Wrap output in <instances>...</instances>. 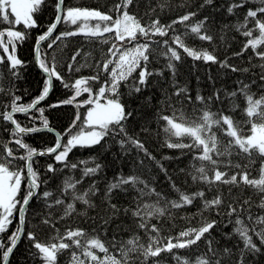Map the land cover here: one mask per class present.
<instances>
[{"label":"trees","instance_id":"obj_1","mask_svg":"<svg viewBox=\"0 0 264 264\" xmlns=\"http://www.w3.org/2000/svg\"><path fill=\"white\" fill-rule=\"evenodd\" d=\"M119 2L120 0H63L62 7L64 12L67 7L91 8L116 19L120 13L111 11V9ZM238 2L239 0H212V3L208 5L204 3V0H134L129 5L128 13L145 27L154 20H159L161 25L167 26L183 15L190 12L196 13L190 20L175 24L172 29L168 30V35L150 37L152 43L148 69L153 73L162 72L163 75L149 77L147 87L136 93L132 91V87L138 79L139 69H137L127 82L121 83L119 88L120 102L125 106L126 112L132 113L131 117L124 122L126 132L143 144L147 152L151 154V158L129 145L121 149L118 143L123 138L121 135L105 137L100 144L92 147L73 148L67 157V163L76 164V168L64 167L62 163H57L54 155L51 154L35 156L32 167L39 177L38 194L48 191L52 193V196L45 201L42 195H39V198H33L29 202L24 213L23 233L9 256L8 264H44L41 256L37 254L38 250L35 249L34 243L58 244L61 242L60 238L64 237L69 230L84 231L86 235L81 238L82 244L87 239L98 238L108 248L109 255L121 260L120 244L134 236L139 237L140 245L147 248L151 244L154 249L157 244L153 242L152 237L156 238L158 246L163 247L169 238L176 243V238L179 237L182 229H198L212 221L216 222L214 227L205 233L196 244L187 248H174L171 253L162 252L159 257H149L147 260L144 259L142 253L138 252L133 254L135 264H157V262L158 264H183L185 260L188 264H196L197 257L206 253L211 255L208 253V241L212 242L211 246L217 251L221 264H239L244 244L234 231L237 227L236 219L239 217L246 226L252 227L257 218L264 217V208L260 207L261 202L264 201V193L259 192L252 185L241 182V176L247 173L249 180H259L262 175L261 164L264 157L256 152L249 156L233 147L229 150L230 155H213V159L218 162V170L227 173L225 178L230 179L233 175L237 177L236 184H208L199 179L193 180V175H198L196 170L202 164L210 178L216 169L207 161L202 162L194 158L200 154L197 149L168 147L170 143L191 144L192 140L189 137L171 136L165 131L167 122L162 119L164 116H169L182 122L180 116L183 114V122L192 124L194 121L198 122V117L205 110L213 113L219 111L223 115L232 117L242 135L251 130V124L247 122L248 117L244 112L247 107L246 97L239 92V89L243 84H248L250 85L248 94L254 99L264 96V80H261V76H264V59L256 54L264 52V44L258 45L255 50L250 46L244 50L248 40L259 38L260 33L255 28L254 21L250 20L242 28L239 25L244 23L248 9H255L260 5L259 0H246L244 7L234 9L231 14L228 13V7ZM57 3L58 0H45L39 10L33 14L37 27L29 29L25 28L23 23L16 25L0 20V31L4 32L5 28H14L26 34L25 40L15 42L18 58L23 62L15 70L17 75H13L9 70L10 62L3 49L0 48L4 58L3 62H0V89H2L0 91V114L11 110L9 106L16 96L20 97L17 103L26 106L41 94L45 76L34 59V51L37 38L46 32L56 19ZM201 5L204 6L201 7ZM205 17L208 19L201 33L211 36L210 41L201 40L190 32V27L204 20ZM12 20L13 17L9 15V21ZM83 22L94 28L99 23L101 31L106 24L110 26L109 22L96 19L80 20L76 25L61 21L53 34L40 45L42 58L51 62L52 57L55 56L56 70L69 84L78 78L96 75L97 63L110 58L107 53L108 48L112 43H119L115 41L113 33H105L102 37H89L84 32L73 31ZM248 29H252L251 37L243 35ZM68 32L77 34L63 36L60 40H56L57 36ZM172 36H180L189 49L214 55L217 62L194 59L183 49L178 48L181 59L173 61L176 67V75L173 77L166 68L168 59L163 54L166 51L163 41L168 40L171 44ZM6 37L5 35L3 40ZM53 40H56V43L49 49L48 44ZM104 40L108 43H103ZM144 42H146L145 38L138 34V40L127 45ZM77 52L80 55L76 56L73 61L72 57ZM225 61L230 67L221 66ZM69 64H73L71 72L68 70ZM81 65L88 66L80 67ZM76 68H79V71H75ZM231 68L239 70L232 71ZM243 69H248V71H243ZM100 77L99 81H89L88 86L92 88L93 94L98 91L99 86L107 78V74L101 72ZM173 81L177 87L187 88L186 95L192 98L191 101L183 95L179 98L173 95L176 91ZM231 92H236L237 95L231 97L228 95ZM72 95V90L64 88L59 81L54 79L51 91L39 106L28 113L13 115L14 120L23 128H42L43 119H47L49 127L55 130L54 132L42 130L37 133L22 134L19 137L22 143L36 149L37 152H42L56 144L55 133H60L65 142L69 138L65 130L72 124L77 113L80 115V120L72 129V133L80 131L87 111L91 107L90 104L83 103L89 94L82 93L71 105L61 103ZM197 95L204 97L205 102L197 101L195 99ZM216 95H219V100L215 99ZM208 97H213V99L208 101ZM52 105L59 106L51 107ZM39 109H43L42 115ZM252 122L259 124L264 123V120L253 118ZM13 128L11 122L3 120L0 116V155L5 152L4 146L6 145L13 149L15 157L24 156L25 150L14 142L17 137L12 135ZM212 131L216 135L219 151L223 152L228 147L230 138L221 128L214 127ZM82 161L86 163H81ZM49 164L53 165L56 171H47ZM96 164L101 165L100 170L94 175L81 179L83 170L95 167ZM17 169H25V179L17 194V200L22 201L27 191L24 160L14 159L12 161L10 170ZM129 176L139 177L141 181L147 183L149 188H154L168 201H179L181 193L191 197L195 193L203 192L204 196H196L191 204H185L179 208L169 207L163 216L149 218V226L155 225L158 232H146L137 227L139 221L131 214L138 203L156 202L155 196H139L138 189L143 188L144 184L138 183L135 187L131 184L124 185L122 189H114L111 195H107L109 184L116 182L120 177ZM66 180L80 181L76 184L74 192L72 189L64 191ZM90 188H94V191L89 192L87 197L89 204L74 201L73 194H83ZM218 195L222 203L219 206L205 209L204 202ZM56 199L63 200V204H55ZM245 201L248 203L245 204ZM46 203L51 204L52 207H46ZM68 204H74V211L65 215ZM109 204H115L119 211L113 213ZM229 205L237 208L238 213L232 216L227 215L230 210ZM159 206L165 207L164 200H161ZM241 206L245 209L244 211H240ZM18 209L19 205L13 214L12 224L8 226V230L0 234V242L4 244V250L10 246L9 237L20 225ZM125 209L129 211L125 213ZM249 216L252 217L251 220ZM46 218L50 221L47 225L42 223ZM256 228L259 230L260 226L257 225ZM29 232L33 233L35 241L29 240ZM253 239L259 244L255 236ZM63 242L71 245L70 240L64 239ZM226 248L230 250L228 254L224 253ZM81 251L75 246L64 249L57 253L55 264H69L73 252L81 254ZM93 251L96 255L104 254L98 249H93ZM176 257H179V260ZM0 264H3L2 259H0ZM244 264H264V248L255 254L245 251Z\"/></svg>","mask_w":264,"mask_h":264},{"label":"snow or ice","instance_id":"obj_2","mask_svg":"<svg viewBox=\"0 0 264 264\" xmlns=\"http://www.w3.org/2000/svg\"><path fill=\"white\" fill-rule=\"evenodd\" d=\"M45 2V0H0V20L7 21L9 23H14L19 25L23 23L25 28L37 27L36 20L34 19L33 14L36 13L40 6ZM134 0H120L111 11L120 13L113 19L111 15L102 13L99 10H89V9H79V8H69L66 10V13L62 9L63 0H58L57 3V16L55 22H53L44 32L37 38L36 48H35V59L38 64V67L42 70V73L45 76L44 86L42 88L41 94L28 105L18 104L20 97L16 96L13 98L10 104V111L5 114H0L3 120L11 122L15 127L12 129V135L17 137L15 139V144L20 148L24 149L26 154L24 156L15 157L13 155V149L8 148L6 145L5 152L0 155V234L5 233L8 230V226L12 224V217L14 212L17 210V205H19V218L21 227H17L16 231L12 233L9 237L10 246L4 250V244L0 242V252H2L3 264H8L9 256L13 252L17 241L20 239L21 233L23 231L22 224L24 221V213L27 210L29 202L33 198H39V195L47 201V198L52 196L51 192L44 191L42 194H38V189L40 188V182L38 174L33 170L32 163L33 158L37 155H49L53 154L54 159L57 163H62L64 167L76 168V164L69 165L67 163V157L73 148L79 147H92L94 145L100 144L105 137L110 135H121L123 138L118 141L121 149H125L126 145L131 146L136 149L138 152H143L146 156L151 158V154L147 152L143 144L129 136L126 132L124 122L131 117V112L125 111V106L120 102L119 88L121 83L127 82L129 77L132 76L134 72L139 69L138 79L132 87V91L139 93L148 85V78L153 75H163L160 73H153L148 69L149 55L151 53V36L159 35L166 36L168 35V30L172 29L173 26L177 23H184L190 20L196 15L194 12H190L186 15L179 17L177 20H174L170 25H161L159 20H154L152 23L145 27L140 25V23L135 19L134 16L130 15L127 11L129 5H131ZM246 0H239L238 3H233L228 7V13H233L234 9H238L245 6ZM205 4L210 5L212 0H204ZM259 5L255 9H248L244 17V23L239 25V27H245L248 22L254 21L255 28L259 31V38L249 39L245 45L244 50L249 46L255 50L258 45L264 44V0H259ZM204 5H201L203 7ZM10 9V12H9ZM9 15L13 17L12 21H9ZM96 19L102 22H109V25H105L101 31V26L99 23L96 24L95 30H89L84 32L86 36L89 37H102L105 33H113L115 41L119 43H112L111 47L108 48L107 53L110 58L105 59L102 62L97 63V74L91 77H81L76 79L73 83L69 84L64 80L60 73L56 70V58L52 57L51 62L46 61L41 56L40 43L47 40L53 33L57 24L61 21L70 22L73 25H76L80 20H90ZM208 18L205 17L204 20L199 21L195 25L190 27V32L195 34L201 40H211L212 37L202 34L201 29ZM80 31H84V27L81 26ZM77 33L68 32L62 33L61 36H57L56 40H60L63 36L76 35ZM139 36L145 38L146 42L136 43L134 47L127 48L126 45L133 41L138 40ZM7 36V43L4 42L3 37ZM243 35L251 37L252 29H248L243 33ZM26 39V34L21 31L8 30L6 33L0 31V48L4 52H8V46H12V54L7 56V60L10 62V71L13 75L18 73L15 71L18 66H21L23 62L15 56V42L23 41ZM56 40H53L52 43L48 44V48L51 49L53 44L56 43ZM103 43H108L107 40H104ZM166 46V51L163 53L168 62L166 68L171 72L172 76L176 75V67L173 61H179L181 59L180 53L177 50L183 49L185 53L189 56H192L194 59H203L205 62H217L216 57L207 52H198L192 49H189L185 46L183 40L180 36H172L171 44L168 40L163 41ZM175 45V47L173 46ZM258 56L264 59V52H257ZM80 55L79 52L72 57V60L75 61L76 56ZM239 55V54H238ZM4 58L0 57V62H3ZM110 65H114L110 68ZM88 65H81L80 67H86ZM222 67H230L227 65L226 61L222 63ZM68 70L71 72L73 70V64L68 65ZM232 71H238L239 69L231 68ZM75 71H79V68H76ZM243 71H248V69H243ZM106 73L107 78L99 86L98 91L93 94V90L88 86L89 81H99L100 73ZM59 81L62 86L66 89L73 91V95L61 101L62 104L71 105L76 101V98L81 96L82 93H88L89 99L83 101L84 104L94 105L89 108L84 123L88 126L89 130H81L72 133V129L77 126V121L80 120V115L77 113L72 124L66 129V134L68 139L66 143H62L63 137L60 133H55L56 135V144L53 147L47 148L45 151L37 152L36 149L31 148L29 145L22 143L21 137L25 133H37L42 130H47L48 132H54L55 130L49 127L47 119H43L42 128L32 127V128H23L21 127L13 118L15 113H28L31 109L37 107L40 101H43L51 91L53 87V81ZM261 80H264V76H261ZM254 83V82H253ZM173 86L176 87V91L173 93L177 98L180 96H185L187 100L191 101V97L187 96L186 87H177L175 81H173ZM250 85L243 84L239 89V92L246 97L247 107L244 109L246 116L248 117V123L251 124V135L243 136L240 132L239 127L233 122L231 116L223 115L219 111L213 113L210 111H203L202 114L198 117V122H193L191 125L186 126L183 122V114L180 116L182 122L177 123L173 117L164 116L163 120L167 122V127L165 131L171 136L175 137H189L192 140L191 144H168L170 148H194L199 151V155L194 157L200 161H207L214 169V175L210 178L206 172L205 167L202 166L196 171L198 175H193V180H201L208 184L222 183V184H236L237 177L235 175L231 176L230 179L225 178L227 173L221 172L218 170V162L213 159V155L223 156L230 155V149L233 147L238 148L240 152L246 153L249 156L253 152H256L261 157H264V123H254L253 118H259L264 120V96H261L259 99H254L252 95L248 94V89ZM2 91V89H0ZM229 96L235 97L236 92L228 93ZM105 100V103L101 104V99ZM150 99V98H149ZM201 103L205 102V98L197 95L195 98ZM213 97H208L207 100L211 101ZM215 99L219 100V95L215 96ZM59 105H52L51 107H58ZM41 115L43 114V109H39ZM226 126V128L224 127ZM214 127L221 128L226 136L230 138L228 147L225 148L223 152L218 149V142L216 139L215 133L212 131ZM14 159H21L25 161L26 168V177H27V191L23 200H17V194L21 189L22 181L25 179V169H17L15 171L10 170V166ZM154 159V158H153ZM81 163H86L82 161ZM162 167V166H161ZM239 167V165H237ZM101 168V165L96 164L95 167L85 168L83 170V177L96 174ZM47 171L54 172L56 169L53 168V165L49 164L47 166ZM262 175L259 180H249L247 173L241 176V182L245 184L252 185L259 192L264 193V169L261 170ZM170 179V178H169ZM46 183V181L44 182ZM80 181L69 182L66 180L64 182V191L67 192L69 189H72L73 192L76 188V184ZM144 184L143 188L138 189L140 197L155 196L156 202L152 204L148 203H138L134 211H132V216L138 219L137 227L144 229L146 232H158V229L155 225L149 226L148 220L154 216H163L169 207L179 208L185 204H191L192 200L196 197H203V192L195 193L193 196H188L183 193L180 194L179 201L165 200L161 193L156 192L154 188H149L147 183L141 181L137 176H129L127 178L120 177L116 182L108 185L107 195H111L114 189H122L124 185L131 184L135 187L137 184ZM175 188V185H172ZM94 188H90L88 192H85L80 195L73 194L74 201H82L84 204H89L87 199L89 192H93ZM177 191H179L177 189ZM161 200H164L165 207H160ZM55 204H63V200L56 199ZM222 203L221 197L218 195L212 200H206L204 202V208L209 209L214 206H219ZM248 201H245L247 204ZM46 207L51 208V204L45 205ZM91 206V205H90ZM109 207L112 209L113 213H117L119 209L115 204H109ZM261 208H264V201L260 204ZM229 212L227 215L232 216L237 214L238 210L235 207L229 205ZM243 206L240 207V211H244ZM74 211V204H68L65 209V215L71 214ZM125 213L129 209L124 210ZM251 220L252 217L249 216ZM43 224H49V219H44ZM215 221L206 223L204 226L198 229H189L188 231L181 232L179 237L176 238L177 242L173 243L172 238H169L166 245L163 247L158 246V241L155 237H152L154 243L157 246L153 249L150 244L147 248L139 244V237L134 236L133 238L127 240L120 244V254L122 259L118 260L114 256L108 254V248L105 247L98 238H91L81 243V238L86 234L83 230H69L65 233L64 237H61L60 243H52L49 245H43L39 242L34 243L35 249L38 250V255L44 261V264H55L57 253L68 249L71 246L81 249V255L78 256L75 252L72 255L73 264H85V260L88 261V264H135L133 254L142 253L145 260L149 257H159L162 252L171 253L174 248H187L191 245H194L204 236L205 233H208L215 225ZM107 224V221H105ZM235 224L237 227L234 231L239 235L240 239L243 241L244 249L241 250L239 264H244L245 251L249 253H259L261 248H264V217H259L255 220V223L252 227H248L244 224V221L239 217L236 219ZM259 225L260 228L257 230L256 226ZM251 233V234H250ZM253 236H255L259 244L254 242ZM29 240L35 241V236L33 233H28ZM67 239L71 241L69 243H64L63 240ZM212 242L208 241V255L207 253L197 257L196 264H221V260L218 257L217 251L212 248ZM93 249H98L100 252L104 253L103 259L98 257ZM229 249H224V253L228 254ZM83 256L85 259H81ZM179 260V257H176ZM158 264V262H157ZM183 264H188V261H184Z\"/></svg>","mask_w":264,"mask_h":264},{"label":"rangeland","instance_id":"obj_3","mask_svg":"<svg viewBox=\"0 0 264 264\" xmlns=\"http://www.w3.org/2000/svg\"><path fill=\"white\" fill-rule=\"evenodd\" d=\"M69 8H73V9H75V8H79V9H89V8H84V7H67L66 8V10L67 9H69ZM10 10V9H9ZM89 10H95V9H89ZM65 13H66V11H65ZM106 14V13H105ZM81 26H83L84 27V31L83 32H87V31H89L90 29L91 30H95V28H94V26L92 27L91 25H86L84 22L83 23H81L79 26H77V28H75L73 31H75V32H81L80 31V28H81ZM8 30H15L16 31V29H14V28H5L4 29V32L6 33ZM4 42L5 43H7V37H6V39H4ZM135 46V45H134ZM134 46H132V47H134ZM5 54H6V56H8L9 54H12V46L11 45H9L8 46V52H5ZM15 56L18 58V55H17V51H16V43H15ZM0 57H2V53L0 52ZM19 59V58H18ZM87 99H89V97L87 98ZM100 103L101 104H103V103H105V100L102 98L101 100H100ZM94 105H91V107H93ZM90 107V108H91ZM228 116V115H227ZM84 121H85V119L83 120V123H82V126H81V128H80V131L81 130H84V131H88L89 130V128H88V126L84 123ZM176 121V120H175ZM177 123H180L179 121H176ZM185 125L186 126H188V125H190V124H186L185 123ZM79 132V131H78ZM75 134V133H74ZM248 135H251V131L249 132V133H247V134H244L243 136H248ZM262 169H264V160H263V163H262ZM41 244H43V243H41ZM43 245H46V244H43ZM78 256H80L81 254H77ZM98 257H100L101 259H103V257L104 256H98ZM81 259H85L83 256H81ZM70 264H73V262H72V259H71V262H70ZM85 264H88V261L87 260H85Z\"/></svg>","mask_w":264,"mask_h":264},{"label":"water","instance_id":"obj_4","mask_svg":"<svg viewBox=\"0 0 264 264\" xmlns=\"http://www.w3.org/2000/svg\"><path fill=\"white\" fill-rule=\"evenodd\" d=\"M57 25H58V24H57ZM54 30H55V29H54ZM53 32H54V31H53ZM42 42H44V41H42ZM42 42H41V43H42ZM41 43H40V44H41ZM35 48H36V47H35ZM34 59H35V51H34ZM35 61H36V59H35ZM40 102H42V101H40ZM20 237H21V236H20Z\"/></svg>","mask_w":264,"mask_h":264},{"label":"bare ground","instance_id":"obj_5","mask_svg":"<svg viewBox=\"0 0 264 264\" xmlns=\"http://www.w3.org/2000/svg\"><path fill=\"white\" fill-rule=\"evenodd\" d=\"M43 102V101H42ZM42 102H40L37 106H39ZM32 103V102H31ZM35 109V108H34ZM185 229H187V228H184V229H182L181 231H183V230H185Z\"/></svg>","mask_w":264,"mask_h":264}]
</instances>
